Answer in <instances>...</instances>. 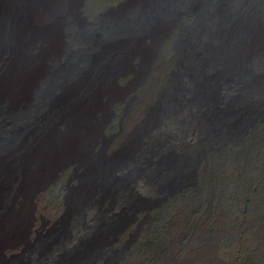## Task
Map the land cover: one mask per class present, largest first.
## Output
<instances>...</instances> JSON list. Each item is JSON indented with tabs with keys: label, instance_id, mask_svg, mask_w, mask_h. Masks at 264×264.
Here are the masks:
<instances>
[{
	"label": "rangeland",
	"instance_id": "374dc122",
	"mask_svg": "<svg viewBox=\"0 0 264 264\" xmlns=\"http://www.w3.org/2000/svg\"><path fill=\"white\" fill-rule=\"evenodd\" d=\"M24 61L41 72L19 94ZM74 121L126 184L76 220L84 163L56 165L2 264H264V0H0V222L25 201L22 163Z\"/></svg>",
	"mask_w": 264,
	"mask_h": 264
},
{
	"label": "bare ground",
	"instance_id": "6f19581e",
	"mask_svg": "<svg viewBox=\"0 0 264 264\" xmlns=\"http://www.w3.org/2000/svg\"><path fill=\"white\" fill-rule=\"evenodd\" d=\"M9 26V25H8ZM55 30V29H54ZM53 30V31H54ZM47 31V30H46ZM33 32V31H32ZM31 32V33H32ZM35 32V31H34ZM36 33H38V31H36ZM35 33V34H36ZM50 33V32H49ZM35 34H31V36H35ZM52 34V38H53V33ZM45 35V34H44ZM39 36V35H38ZM30 37V36H29ZM50 37V36H49ZM33 38V37H32ZM55 38V37H54ZM57 38V37H56ZM58 40V39H57ZM59 43V42H58ZM57 43V41L52 42L51 45L48 47V51L51 50V52L55 51L56 49L59 48V44ZM24 51V46L20 49V51ZM25 54L20 55V57H22L23 59H25ZM27 58V57H26ZM259 60V59H258ZM209 61V60H208ZM26 61H24L25 63ZM204 63V62H203ZM185 64V63H184ZM187 64V62H186ZM26 65V63H25ZM27 67H25L21 74H22V79L19 82V85L17 86V92L19 94H24V92L29 88L30 84L35 82L36 78H38V76L40 75L41 69H40V65L39 62L37 63H33L32 65H26ZM110 67V66H109ZM125 67V66H124ZM189 67V66H188ZM204 68V67H203ZM207 68V67H206ZM110 69V68H109ZM113 70V69H112ZM186 70V69H185ZM184 70V72H185ZM205 70V68H204ZM203 70V71H204ZM17 73H20L19 70L16 71ZM112 73V72H111ZM111 73L110 76H111ZM108 75V74H107ZM106 75V76H107ZM40 77V76H39ZM189 77V76H188ZM191 77V76H190ZM213 77V76H212ZM105 78V77H104ZM101 80V79H100ZM190 80V79H189ZM210 80V79H209ZM192 81V80H191ZM195 81V80H194ZM204 81V80H203ZM208 81V80H206ZM112 82V81H111ZM201 82V80H200ZM205 82V81H204ZM214 83V82H213ZM105 84V81L102 82V85ZM198 84V82H197ZM203 84V83H202ZM106 87L109 88V90H113V88L111 87V83H110V79L108 78L106 80ZM114 85V84H113ZM201 85V84H199ZM197 86V85H196ZM100 87V86H99ZM190 87V86H189ZM192 88V86H191ZM196 89V88H195ZM200 89V88H199ZM207 89V88H204ZM203 89V90H204ZM211 89V88H210ZM107 90V89H106ZM116 90V89H115ZM186 90V88H185ZM105 91V90H104ZM108 91V90H107ZM195 91V90H193ZM205 91V90H204ZM209 91V90H208ZM207 92V91H206ZM95 93V92H94ZM112 93V91H111ZM110 93V94H111ZM196 93V92H195ZM208 93V92H207ZM197 95V94H196ZM195 96V95H194ZM18 97H21L20 95ZM94 97V96H92ZM191 97V96H190ZM200 97V96H199ZM198 97V98H199ZM95 98V97H94ZM196 98V97H195ZM207 98V97H206ZM65 99V98H64ZM91 99V98H90ZM187 99V98H186ZM200 99V98H199ZM199 99L197 100L199 102ZM212 99V98H211ZM177 100V99H176ZM90 101V100H89ZM183 101V100H182ZM193 101V100H192ZM191 101V102H192ZM252 101V100H251ZM87 103V102H86ZM181 103V102H180ZM190 103V102H189ZM188 103V105H190ZM185 104V103H184ZM193 104V102H192ZM197 104V103H196ZM243 104V103H242ZM180 105V104H179ZM187 105V104H186ZM195 105V104H193ZM175 106V105H174ZM182 106V105H181ZM96 104L95 102L92 100L90 105L89 103H87V106H85L84 108V112H80L79 114H82L83 117H85V115L91 114V110L93 108H96ZM166 107V106H165ZM168 107V106H167ZM178 106H176L177 108ZM184 107V105H183ZM186 107V106H185ZM184 107V108H185ZM190 107V106H189ZM192 107V106H191ZM190 107V108H191ZM83 109V108H82ZM180 109V107H179ZM80 110V109H79ZM166 110V109H165ZM164 110V111H165ZM170 110V109H169ZM184 110V109H183ZM182 110V112H183ZM186 110V109H185ZM184 110V111H185ZM190 110V109H189ZM215 110V109H214ZM163 111V110H162ZM167 111V110H166ZM165 111V112H166ZM194 111V110H193ZM210 111V109H209ZM217 111V110H216ZM190 112V111H189ZM192 112V111H191ZM190 112V114H191ZM197 112V111H196ZM207 112V111H206ZM215 112V111H214ZM186 113V112H185ZM184 113V115H185ZM219 114V113H218ZM170 115V114H169ZM175 115V114H174ZM183 115V114H182ZM193 115V114H191ZM196 115V113L194 114ZM216 115V114H215ZM224 115V114H223ZM77 116V115H76ZM75 116V117H76ZM178 116V115H177ZM176 116V117H177ZM201 116V115H200ZM199 116V117H200ZM208 116V115H207ZM78 117V116H77ZM76 117V118H77ZM81 117V116H80ZM175 117V116H174ZM175 117V118H176ZM188 117V115H187ZM191 117V116H189ZM197 117V116H196ZM221 117V116H218ZM223 117V116H222ZM225 117V115H224ZM79 118V117H78ZM173 118V117H170ZM174 118V119H175ZM183 118V117H182ZM204 118V117H203ZM207 118V117H206ZM173 119V120H174ZM194 119V116H193ZM205 119V118H204ZM202 119V120H204ZM211 119V118H210ZM219 119V118H218ZM221 119V118H220ZM225 119V118H223ZM168 120V119H167ZM180 120V119H179ZM184 120V119H183ZM192 120V119H191ZM217 119L213 120L216 121ZM190 121V120H189ZM205 121V120H204ZM229 121V120H228ZM176 122H179L176 119ZM184 122V121H182ZM203 122V121H202ZM221 122V121H220ZM78 123V122H77ZM77 123L74 121V124L71 123V127H70V131L67 133V135L65 137H63L60 140H55V138L57 139V137L54 138L53 141L48 142L47 144H45L43 146V148L39 151H37L38 154H35L32 158H29L27 161H24L22 163V165L24 166L25 169V180L24 184L22 186V194L24 196V202L21 205V208L17 211H13L10 212V214H8L7 212H4L2 214L1 217V222H0V252L1 249L3 248L4 243L9 240V239H13V241L18 240V237L21 236H25L30 223V219L27 220L29 213L32 211V206H30L29 204V199H28V195L30 193V190L35 187L38 186L40 183L43 182V180L45 179L46 175L56 166V165H60L63 162L70 160V159H77L79 161H81V163H84L86 172L84 173L85 176L83 177V179H81V189L79 191H76L72 194L71 196V200L73 201V204H71V209H73V213H72V218H76L79 219L80 215L77 213V209H79V206L85 205L87 203V205L89 204L91 198L96 195V194H100V196L103 195H110L113 196L114 194H117V188H123L124 185L126 184V181L123 179H119V180H115L113 178V172L111 167L114 166V168L116 169L119 164L117 160H115L116 164L112 165L111 163H103V162H95V163H89L87 161L86 155H85V150L82 146V141L83 139H79L76 136V130H77ZM216 123V122H214ZM224 123V121H223ZM228 123V122H227ZM181 124V123H180ZM186 124V123H185ZM201 124V123H200ZM222 124V123H221ZM229 124V123H228ZM226 124V125H228ZM183 125V124H182ZM197 125V124H196ZM208 125V124H206ZM213 125V124H212ZM178 126V125H177ZM199 126V125H197ZM210 126H211V122H210ZM220 126V125H219ZM213 127V126H212ZM210 127V128H212ZM209 128V129H210ZM205 129V128H203ZM216 129V128H215ZM227 129V128H226ZM207 130V129H205ZM220 130V129H219ZM228 130V129H227ZM214 131V130H213ZM199 132V131H197ZM200 133V132H199ZM220 133V132H219ZM206 134V133H205ZM87 135H89V133H87ZM198 135V134H197ZM217 135V133H216ZM215 135V136H216ZM221 135V134H220ZM90 136V135H89ZM204 137V136H203ZM89 138V137H87ZM209 138V137H208ZM211 138V137H210ZM85 139V138H84ZM207 139V138H206ZM86 140V139H85ZM209 140V139H208ZM49 141V140H48ZM208 142V141H207ZM131 147V146H130ZM128 150V149H127ZM126 152V151H125ZM134 152V151H133ZM132 152V153H133ZM128 153V152H126ZM132 153H129L128 155L126 154L121 160L128 162L129 160H127ZM120 160V162H121ZM124 163V162H122ZM185 163V162H184ZM83 165V164H82ZM12 164L9 167V171L10 173H12ZM186 166V165H185ZM179 167V166H178ZM174 170V169H173ZM172 171V170H171ZM179 170L175 169L173 171V173L171 174H175L176 173V177H177V172ZM168 174V173H167ZM186 175V174H185ZM112 176V177H111ZM175 177V175H174ZM111 178H112V183H111ZM167 177L164 176V180ZM168 179V178H167ZM172 181V180H171ZM122 197H125L122 196ZM128 199L131 201H134V196L132 194L127 195ZM3 198V194L2 192H0V201ZM127 201V199H125ZM111 201V200H110ZM125 201V202H126ZM130 201V202H131ZM129 202V201H127ZM121 218L119 217L118 219L116 218V220H120ZM8 222L10 223V226L8 224ZM7 225V226H6ZM111 226V225H110ZM14 234V235H12ZM51 243V242H50ZM48 243V244H50ZM47 244V245H48ZM54 246V245H53ZM53 246L50 248L52 249ZM5 258V256H4ZM3 255L0 254V264H2L4 261ZM53 264H75L76 261H72L71 260V254L67 255L64 258V255H61V253H54L53 254Z\"/></svg>",
	"mask_w": 264,
	"mask_h": 264
}]
</instances>
